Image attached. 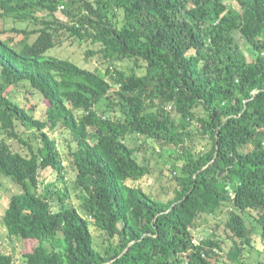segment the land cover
<instances>
[{"label":"trees","instance_id":"1","mask_svg":"<svg viewBox=\"0 0 264 264\" xmlns=\"http://www.w3.org/2000/svg\"><path fill=\"white\" fill-rule=\"evenodd\" d=\"M2 22L0 174L17 189L3 221L25 264H264L246 259L257 233L264 249V0H0ZM87 43L106 68L49 54ZM59 131L76 142L64 154ZM146 146L172 159L168 199L139 184Z\"/></svg>","mask_w":264,"mask_h":264},{"label":"rangeland","instance_id":"2","mask_svg":"<svg viewBox=\"0 0 264 264\" xmlns=\"http://www.w3.org/2000/svg\"><path fill=\"white\" fill-rule=\"evenodd\" d=\"M10 24V23H9ZM7 25L5 23H0V27L8 28L10 25ZM238 35V36H237ZM237 39L240 43H244V39L239 36V34H236ZM77 45V46H76ZM76 45H68L60 46L55 49H51L49 51V54L57 55L61 58H70L74 62L78 63L79 65L89 68V69H95L97 66L99 67H105L106 64H101L99 56L95 57H86V51L89 48H98L92 44H84L83 46ZM247 51L250 53L249 49ZM251 58V56H250ZM26 89L25 87L17 88L16 92H14V98L21 104L26 105L27 104V98H26ZM35 100L39 103L36 115L43 117L45 114V105L42 104V95L40 93H33ZM98 109V108H97ZM100 109H98L99 111ZM192 129L194 126L191 127ZM194 137L191 141H187L189 147L194 149V151H200L206 148L207 140L203 138L200 133L194 132ZM27 134V133H26ZM24 134V136H27ZM54 136L58 137V147L61 150V152L67 153L68 149L71 146H76V142L73 143L72 136L68 132H57L54 134ZM0 139H2V135H0ZM10 143L13 144L15 148L18 150H21L22 152H29L28 147L24 146L18 141L9 139ZM138 142V141H137ZM39 142L37 140L32 141V145L34 148L38 147ZM130 145H135L136 142L133 140L132 142H128ZM164 148H160L159 146L154 147H144L139 153H138V160L142 164H147L150 167L151 173L146 175L144 178H142L139 181V184L147 191H152L153 194L156 196H159L162 200L168 199L170 197L169 191H170V180L171 178L167 175H165V172H162V169L164 166L170 164V160H172ZM182 164V161L180 162ZM41 174L43 176H47L49 179H55L56 174H53L52 168H47L41 170ZM8 180L2 177L0 174V253H12L14 255H17L19 258V264H25L23 262L22 258V242L19 241L17 238L10 239L8 236V230L7 227L4 224L3 221V214L5 211V208L8 206L9 197L11 196L12 192H15L17 189L16 187H13L12 183H5ZM5 183L2 185L1 183ZM64 182L70 187L72 191V199L76 203H78V200L76 199L75 191L72 188V186H75L76 182V173L74 171H66V176L64 179ZM226 213L220 212L219 216H213L208 214H202L201 217L197 220L196 224V233L197 238H201L203 236H207L208 234L216 231V230H222V228L217 227V223L221 221V219H225ZM259 233L255 235V239L257 238L256 245L249 250V252H246V259L249 262H264V249L261 248V242L259 238ZM263 247V246H262Z\"/></svg>","mask_w":264,"mask_h":264}]
</instances>
